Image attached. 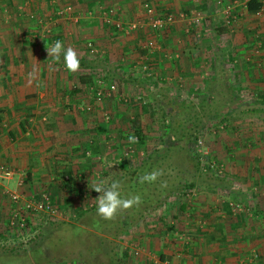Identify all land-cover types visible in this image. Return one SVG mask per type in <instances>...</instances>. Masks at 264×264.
I'll list each match as a JSON object with an SVG mask.
<instances>
[{
  "label": "crops",
  "instance_id": "obj_1",
  "mask_svg": "<svg viewBox=\"0 0 264 264\" xmlns=\"http://www.w3.org/2000/svg\"><path fill=\"white\" fill-rule=\"evenodd\" d=\"M145 2L160 14L196 12L206 21L191 26L189 35L184 21L154 34L149 28L124 34L110 26L136 16L145 22ZM228 2L0 0V162L12 170L0 182V254L3 247L29 254L35 236L21 242L5 234L11 202L2 192L8 189L24 198L47 193L62 212L55 219L30 216L37 233L59 225L82 228L111 242L120 264H264V4L259 14L234 7L237 19L225 24ZM65 6L70 15L58 16ZM106 11L113 15L108 23L102 19ZM56 41L77 52L76 73L66 71L62 56L48 58L44 49ZM87 41L96 51L89 52ZM97 78L116 85L99 101L90 89ZM192 105L205 115H199V132L223 166L221 174L133 168L166 160L148 149L155 144L154 116L170 119ZM153 170L163 175L147 183L149 194L140 204L146 210L124 214L126 228L119 236L84 225V214L96 208H84L83 193L95 192L93 182L118 180L123 194ZM66 245L75 247L62 243L54 254L65 258L54 264L97 262L80 261V246L69 254ZM30 262L36 264L31 257Z\"/></svg>",
  "mask_w": 264,
  "mask_h": 264
},
{
  "label": "built area",
  "instance_id": "obj_2",
  "mask_svg": "<svg viewBox=\"0 0 264 264\" xmlns=\"http://www.w3.org/2000/svg\"><path fill=\"white\" fill-rule=\"evenodd\" d=\"M249 0H232L230 5H227L224 7L222 11L223 15V22L225 24H229V16L231 14V10L239 6L243 10L246 11V3ZM260 2L261 7L254 11L255 14H259V12L262 10V5L264 4V0H257ZM145 14V22L144 25L149 28L150 31H159L163 29L164 27L172 24L175 20L174 15L169 12H165L162 14H158L155 12L153 7L148 4L144 3L142 6ZM56 14L60 17H67L70 15V7L65 6L62 8H59L56 12ZM111 11H106L103 14V22L108 23L111 21L110 18ZM181 16V14H180ZM182 17V16H181ZM201 20V17L196 12H190L189 17V24L195 25ZM143 24H140V22H131L128 23L122 27L119 23H116L117 30H120L124 32V34H128L131 31L137 30L138 26H142ZM151 44H148L150 47ZM85 46L88 48L89 52L93 53L96 51L90 41H87L85 43ZM46 51V48L44 49ZM256 51V50H255ZM143 69L146 70L145 74L149 77H151V74L148 73V69L146 66H143ZM91 93L94 95V98L99 101L101 98L105 96H110L115 90L116 85L112 82L110 83H104L102 79L97 78L95 81V87L90 88ZM139 99V98H138ZM103 118L107 120L109 118L108 114H104ZM189 154L192 155L194 159H196V162L198 163V170L201 172H207V171H213L216 175H220L223 166L221 163L216 162L212 156L209 154L208 149L204 145L201 138L196 137L189 143L188 146ZM125 156L128 155V153L124 154ZM12 176V170L6 166L4 163L0 162V182L4 180L10 179ZM3 194L7 195L11 206L8 211V215L6 217V223H5V234L7 235H13L21 242H25L27 239H29L35 232L34 227L31 228L29 219L30 216H45L48 219H55L57 216H60L62 212L59 208L56 206H53L51 204L50 197L47 193H40L36 196H31L30 198H24L23 196L19 195L16 192L9 191L8 189H3ZM94 193V194H93ZM90 192V193H83V198H88L84 208L91 209L94 208L96 202L94 201V197L99 195L96 192ZM96 195V196H95ZM136 251H134V254Z\"/></svg>",
  "mask_w": 264,
  "mask_h": 264
},
{
  "label": "trees",
  "instance_id": "obj_3",
  "mask_svg": "<svg viewBox=\"0 0 264 264\" xmlns=\"http://www.w3.org/2000/svg\"><path fill=\"white\" fill-rule=\"evenodd\" d=\"M261 7L260 2H258L257 0H249L246 3V11L247 12H254L256 10H258ZM187 109H189V107H186ZM187 111V110H186ZM186 113H181L179 116H176L175 121L172 122V120L169 122L168 126V130L171 132V134H173V132L177 131L178 129L180 130H184L185 133H181L179 132L181 138L184 140V142L186 144H189L191 140H193L195 138V134L197 133V131L199 130V128H197L198 124L200 125L201 121L199 116L195 118V121L193 122L194 127H186V125L184 124V120L186 119L185 117ZM202 116V114L200 115V117ZM205 116V115H203ZM183 123V124H181ZM135 126V124H134ZM133 133L136 134L137 138L139 140L143 139V135L141 134L139 128L137 126L133 127ZM174 135V134H173ZM173 138H175V136H173ZM175 141V139H173ZM173 142V141H172ZM165 148H167V146H165ZM169 149V147L167 148ZM167 149L164 150L163 154L166 155L167 153ZM186 152H187V156L189 157V160L192 164L193 169L198 170V163L196 162V159H194L192 157L191 154H189V149H188V145L186 148ZM124 163V162H123ZM159 162H150V161H145V162H141V164L137 165V166H133V168H135L138 171H149L151 169H157V164ZM139 186L140 190H137V187ZM125 187H123L122 190H124ZM132 190H126V192H124L122 194L123 197H128L130 195H140L141 197V201H143L142 197H144V195L149 194V192H147L149 190V186L147 185V183L145 184H135L134 187H130ZM136 188V190H135ZM132 191L134 193H132ZM148 197L150 196H146V200L149 199ZM132 211V213L126 214L124 212L119 213L115 219L113 220H104L101 217H99L96 214V208L90 210L88 213L90 214H86V220L84 222L85 226H89L90 228L94 229L95 231H98L102 234H104L106 237L110 236L111 238L117 237L119 236L126 228V225L121 221L122 218L124 217V214L126 217H129L133 214H137V215H141L142 211H145L146 208L145 207H141L140 205L138 207H133L132 209H130V211ZM129 211V212H130ZM89 215V216H88ZM93 217V218H92ZM134 217V216H133ZM93 219V220H91ZM65 227H75V226H67V225H59L58 227H49L47 228H43L40 229L38 231V233L35 234L34 236V243L32 244V246L28 247L29 250V254L26 252L27 250H15L13 247L12 248H7V247H3L1 250V254H0V264H4V262L2 261V258H7V257H15V258H19V260H17L15 262V264H32L30 262V257L35 261L36 264H54L56 259H61L63 260L65 257L61 254H54L58 251V246L60 243V240L55 241V243H50L49 241L51 240L50 238L52 236H54L53 234L55 232H58L57 230L59 228H65ZM80 230H82L80 228ZM82 233H80V243L79 246L80 248V261H83V259H87L90 263H92L91 259H97L96 263H92V264H120L119 260L116 259L114 252H113V248L111 245V242H109L108 240H106L105 238H100L97 235L95 236V234L93 233H88L85 230L81 231ZM64 241V240H63ZM48 249V250H47ZM83 255H82V254ZM98 253V256H96ZM99 261V262H98ZM14 264V263H11Z\"/></svg>",
  "mask_w": 264,
  "mask_h": 264
},
{
  "label": "rangeland",
  "instance_id": "obj_4",
  "mask_svg": "<svg viewBox=\"0 0 264 264\" xmlns=\"http://www.w3.org/2000/svg\"><path fill=\"white\" fill-rule=\"evenodd\" d=\"M232 1V0H231ZM229 3V4H228ZM227 4L228 5H230L231 4V2H228ZM149 4V3H148ZM151 5V4H150ZM152 7H153V9L155 10V12L156 13H158L159 14V11L154 7V5H151ZM241 11L243 12V11H245V10H243L242 8H241ZM139 13H141V9L139 8V11H138ZM240 12V11H239ZM242 12H240V14L238 15V16H240L241 14H242ZM138 13V14H139ZM111 15H112V12H111ZM111 15H110V18H111ZM174 15V18H175V20H174V22L172 23V24H170L171 26H173V24L175 23V22H177V21H184L183 22V24H182V27L183 28H186L187 30H184V33L186 34V35H189L191 32L189 31V28H192V27H194V26H197L201 21H202V19H203V21L205 22L206 21V18H203V16L201 15V14H199L200 15V17H201V20H199V22L197 23V24H195V25H190L189 24V17H190V12H188L187 14H184V13H181V16H180V14H178V15H176V14H173ZM112 18H113V15H112ZM236 20L237 19V17H235V15H233V14H230V16H229V20H230V22H231V20ZM119 20L122 22V21H129V22H126V24H128V23H131V22H140V24H143L142 26H138L137 28H148L147 26H145L144 25V21H140L141 20V18H140V16H136L135 17V19L133 20H129L128 18H124V19H122V18H119ZM66 22H68V21H66ZM70 22V21H69ZM121 22H119L118 20H117V22L116 23H119L122 27H120V28H124V26L126 25H122V23ZM116 23H114L113 25H110V26H112L113 28H119V27H116L115 25H116ZM69 24V23H68ZM170 25H168V26H170ZM192 26V27H191ZM73 26L70 24V25H68V28H72ZM196 28V27H195ZM185 31H187V32H185ZM150 33L151 34H154V32L153 31H150ZM149 33V34H150ZM150 34V35H151ZM187 37V36H186ZM147 107L148 106H150V104H148V105H146ZM198 108V107H197ZM154 110H157L158 111V109H157V107H154L153 108ZM148 108H147V112H148ZM150 110H151V107H150ZM197 109H196V106L195 107H193V105H192V107L191 108H189V109H187V111H185L184 113H186V115H185V117H186V119L184 120V124L183 123H181V124H183V125H186V127H194V124H193V122L195 121V118L196 117H198L200 114H199V112H197L196 111ZM202 115H204V114H202ZM176 116H178L177 114H176ZM176 116H171V118L169 119V117H162V115L161 114H158L157 113V115H155L154 116V120H153V124H154V128H151L150 127V132H151V136H150V142H151V140H153L154 142H155V144H152V143H150V148H148V149H150V150H153V153H155L156 155H159L160 153L162 154L163 152H164V150H166L168 147H169V149H167V153H166V155L164 156V155H162V157H166V160L165 159H163L162 161H159V163L157 164V167L159 168V169H176V168H178V169H185V170H192L193 169V167H192V164H191V160L189 159V157L187 156L188 154H187V152H186V148H187V145L189 146V144H186L185 142H184V140L181 138V136H180V134L181 133H185V131L184 130H180V129H178L176 132L174 131L173 132V134H171V132L168 130V126L169 125H167V124H169V122L172 120V122L173 121H175V119H176ZM158 117H159V120H158ZM156 118H157V120H156ZM164 120H166V122H164ZM159 121L160 122H162L163 121V124L165 125H163V127H161V126H158V124H159ZM198 127H199V124L197 125ZM197 127V128H198ZM179 132H180V134H179ZM173 136H175V138H173ZM196 137H199V138H201L202 139V141H203V143H204V145L206 146V143H205V141H204V139H203V136H201V133L199 132V130L197 131V133L195 134V138ZM163 138H164V140H163ZM170 138H173V139H175V141L173 142V143H170L169 144V140H170ZM165 142V143H164ZM191 142V141H190ZM157 145V146H156ZM165 146H167V148H165ZM151 152V151H150ZM190 160V161H189ZM199 171V170H198ZM132 211L133 210H131L130 211V213H132ZM86 214H90V213H85L84 214V216H86ZM89 216V215H88ZM93 218V217H92ZM91 220H93V219H91ZM82 229V228H81ZM83 230V229H82ZM82 230H80V228H78V227H65V228H59L57 231L58 232H55L53 235L54 236H52L50 239V241H49V243H50V246H51V243H55V241H57V240H60V243H59V246L62 244V243H65V244H70V243H72V245L73 246H75V247H70L69 249L67 248L68 246L66 245L65 246V251H67V252H69V254H74L75 252H76V250L78 249V246H79V244L80 243H82V242H80V233H82L81 231ZM37 233V229H35V232H34V234L33 235H35ZM64 240V241H63ZM81 245V244H80ZM58 246V247H59ZM27 248H28V246H27ZM77 248V249H76ZM113 248H115V246H113ZM81 249V248H80ZM73 250H75V251H73ZM82 250V249H81ZM140 250V249H139ZM82 252H83V250H82ZM137 252V251H136ZM82 254V253H81ZM83 255V254H82ZM134 257H135V259L136 260H138L139 259V253H133L132 254ZM17 260H19V258H15V257H7V258H2V261L4 262V264H11V263H14L15 264V262L17 261ZM18 264V263H17Z\"/></svg>",
  "mask_w": 264,
  "mask_h": 264
},
{
  "label": "clouds",
  "instance_id": "obj_5",
  "mask_svg": "<svg viewBox=\"0 0 264 264\" xmlns=\"http://www.w3.org/2000/svg\"><path fill=\"white\" fill-rule=\"evenodd\" d=\"M46 51L48 58L50 57L55 61H59L62 56L66 71L76 73L79 70L80 61L77 52L71 47L65 49L61 41H56L53 45L46 48ZM28 76L31 83L34 74L29 73ZM130 140L135 142L134 137H131ZM162 175V171L153 170L151 173L142 175L139 178V183H155ZM91 189L99 194L94 200L96 202V214L104 220H113L119 213L130 210L133 207H138L141 204V197L138 194L128 197L122 196V184L118 180L111 182L107 180L95 181Z\"/></svg>",
  "mask_w": 264,
  "mask_h": 264
}]
</instances>
